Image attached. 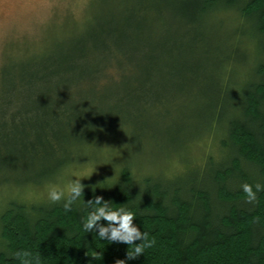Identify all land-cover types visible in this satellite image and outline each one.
I'll return each instance as SVG.
<instances>
[{
    "label": "trees",
    "instance_id": "16d2710c",
    "mask_svg": "<svg viewBox=\"0 0 264 264\" xmlns=\"http://www.w3.org/2000/svg\"><path fill=\"white\" fill-rule=\"evenodd\" d=\"M154 5L149 10L173 15L183 34L163 32L153 40L149 18L139 10L123 19L124 26L93 28L65 48L4 66L0 185H38L70 162H86L84 149L106 131L161 106L171 81L204 77L203 63L213 51L214 74L200 79L203 102L191 125L212 132L218 153L208 152L199 167L167 178L136 177L123 165L112 178L82 184V198L69 209L63 200L11 201L0 214V264H264V190L249 200L242 189L244 183L264 184V0ZM222 10L238 18L240 38L228 51L212 46L205 27L206 17ZM248 36L255 46L254 67L235 85L231 67L241 38ZM120 79H134L133 88L109 90ZM174 126L171 133L183 128ZM174 154L180 159L177 149ZM17 174L25 175L16 179ZM96 197L106 210L131 208L132 225L148 232L151 245L129 258L128 244L97 237L99 226L108 223L103 218L84 230L82 218L94 210Z\"/></svg>",
    "mask_w": 264,
    "mask_h": 264
},
{
    "label": "rangeland",
    "instance_id": "374dc122",
    "mask_svg": "<svg viewBox=\"0 0 264 264\" xmlns=\"http://www.w3.org/2000/svg\"><path fill=\"white\" fill-rule=\"evenodd\" d=\"M157 2L158 0H0V95L5 76L2 74L4 66L36 59L58 48H65L75 38L85 36L93 28L105 30L124 26L123 19L135 13L140 14L139 10L143 11L141 16L149 18L146 27L151 30L153 40L158 39L163 32L168 35L174 32L183 34L173 15H159V12L157 14L149 10ZM237 25L235 12L222 10L209 14L205 19V27L209 37L211 36L212 46L226 48L225 51L233 49L235 41L240 38L235 34ZM246 27L248 31L249 28ZM249 39V36L241 38L236 65L231 67L235 85L250 76L254 67L255 46ZM214 57L213 51L209 60L203 63L204 77L190 82L174 79L170 82L171 88L166 90L161 106H150L143 114L137 113V122L131 117L123 119V123L106 131V135L96 140L93 146H87L82 153L90 157L86 162H70L56 176L38 185L27 182L0 185V214L13 200L29 203L49 201V188L54 185L63 187L70 177L75 180V176H82L80 183L89 185L102 175L112 178L123 165H129L136 177L151 174L167 178L202 165V159L208 152L218 153V141L212 132H202L204 126L201 124L195 127L191 125L196 118L192 114L203 102L200 99L203 85L200 79L208 80V74H214ZM221 74H224V70L219 71L217 76ZM134 81L120 79L109 83L112 85L109 90L119 94L122 87L133 88ZM126 108L120 109L124 111ZM132 110L133 107H130L129 112ZM177 124H182L183 128L172 131L174 136L178 133L177 139L173 140L171 129ZM137 126L141 130L137 131ZM134 131L137 132L133 133ZM192 136L193 139L189 141ZM179 142L185 143L183 148L176 146L180 144L172 145ZM176 149L178 157L185 160L184 163L175 158ZM23 175L17 174L14 177L22 179Z\"/></svg>",
    "mask_w": 264,
    "mask_h": 264
},
{
    "label": "clouds",
    "instance_id": "9594fccd",
    "mask_svg": "<svg viewBox=\"0 0 264 264\" xmlns=\"http://www.w3.org/2000/svg\"><path fill=\"white\" fill-rule=\"evenodd\" d=\"M76 179L69 178V181L63 187L52 186L49 188L47 196L52 202H58L63 200V207L69 209L77 198H82L83 185L80 183V178L75 176ZM243 191L246 193L249 200L256 198V193L264 190V184L257 182L253 188L252 185L244 183L242 185ZM101 197L95 198L94 210L88 211L86 218H82V227L84 230L89 231L93 225L97 224L102 218L107 221V225L99 226V232L97 237L101 240L107 239L108 241H119L129 245L128 257L134 258L138 254L143 252L145 247L151 245L152 241L149 239V234L146 231H141L137 226L132 225V220L135 216L134 211L131 208L125 210V206L111 207L110 210H106V202L101 204ZM88 203H92L89 201ZM113 224L112 222H117ZM136 240H140V243H133ZM27 255V253H22ZM21 255V253H17ZM115 264H125L124 260H117Z\"/></svg>",
    "mask_w": 264,
    "mask_h": 264
}]
</instances>
